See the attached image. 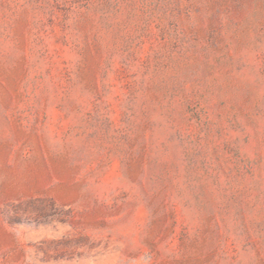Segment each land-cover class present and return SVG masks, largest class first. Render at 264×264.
<instances>
[{
  "label": "rangeland",
  "instance_id": "obj_1",
  "mask_svg": "<svg viewBox=\"0 0 264 264\" xmlns=\"http://www.w3.org/2000/svg\"><path fill=\"white\" fill-rule=\"evenodd\" d=\"M0 264H264V0H0Z\"/></svg>",
  "mask_w": 264,
  "mask_h": 264
}]
</instances>
